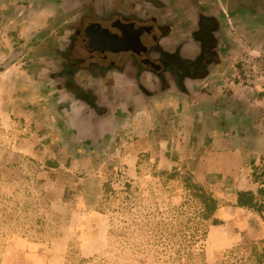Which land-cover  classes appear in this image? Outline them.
I'll return each mask as SVG.
<instances>
[{"label": "rangeland", "instance_id": "374dc122", "mask_svg": "<svg viewBox=\"0 0 264 264\" xmlns=\"http://www.w3.org/2000/svg\"><path fill=\"white\" fill-rule=\"evenodd\" d=\"M240 62L231 76L244 77ZM24 83L0 79V264H251L246 246L264 248V216L233 206L225 176L201 184L191 173L202 154L167 152L169 168L154 138L117 131L76 143L60 128L57 97ZM262 161L242 172L252 177ZM189 182L225 215L202 219Z\"/></svg>", "mask_w": 264, "mask_h": 264}, {"label": "flooded vegetation", "instance_id": "af4514ba", "mask_svg": "<svg viewBox=\"0 0 264 264\" xmlns=\"http://www.w3.org/2000/svg\"><path fill=\"white\" fill-rule=\"evenodd\" d=\"M238 1L246 8L242 14L264 7V0ZM18 3L30 8L28 0ZM50 4L44 15L32 8L0 11V71L16 67L22 80L37 81L46 97H57L60 128L76 143L111 140L120 124L164 95L191 98L202 89L218 98L209 79L256 91L239 71L228 73L237 70L240 55L228 53L224 28L232 30L228 18L236 10L227 6L195 0Z\"/></svg>", "mask_w": 264, "mask_h": 264}, {"label": "crops", "instance_id": "0c3cea01", "mask_svg": "<svg viewBox=\"0 0 264 264\" xmlns=\"http://www.w3.org/2000/svg\"><path fill=\"white\" fill-rule=\"evenodd\" d=\"M19 1L21 0H0V11L18 14L21 10L32 8L36 14L44 15L51 7V0H28L30 8L19 5ZM196 1L212 2L224 8L227 6L228 10H239L233 11L232 17L229 15L228 18L233 31L224 28L225 39L231 44L228 51L230 57L241 56L242 53H245L243 56L264 55L262 5L253 10L248 8L249 14H242L246 8H242L238 0ZM242 15L244 19L241 18ZM236 22H239V26L235 29L233 26ZM22 77V72L16 67L0 71V79L25 82L21 84L24 88L32 84L27 80L21 81ZM208 85L215 90L218 98L202 89L196 90L191 98L174 94L161 96L130 116L122 126V132L117 135L133 133L145 139L154 138L159 147V167L171 168L174 165L173 158L167 156V152L192 153L193 156L202 154L196 155L197 164L191 169L195 179L204 184L215 173L225 176L227 180L224 191L232 195L230 199L233 206L239 210L253 211L235 204L237 192H250L258 203L264 202L258 195V190L264 188V183L253 181L252 177L242 172L257 166L261 159L264 160V87L254 86L256 91L250 92L240 84L233 86L232 83L227 84L226 80L211 79L208 80ZM225 213L226 209L219 208L214 215Z\"/></svg>", "mask_w": 264, "mask_h": 264}, {"label": "trees", "instance_id": "16d2710c", "mask_svg": "<svg viewBox=\"0 0 264 264\" xmlns=\"http://www.w3.org/2000/svg\"><path fill=\"white\" fill-rule=\"evenodd\" d=\"M252 179L255 182L264 183V169L261 171H254L252 173ZM189 190L193 198H195L202 205V219L209 220L213 217L217 209H219L222 204L219 203L218 199L215 198L211 193L207 192L204 187L196 182H189ZM258 195L264 200V188L258 190ZM245 196L244 198H241ZM238 207H243L251 209L259 214L260 217L264 213V202L258 203L255 200V196L250 192H237V202L235 204ZM263 240L252 241L246 246L247 257L251 264H264V248L259 250V244Z\"/></svg>", "mask_w": 264, "mask_h": 264}, {"label": "built area", "instance_id": "2783aa9c", "mask_svg": "<svg viewBox=\"0 0 264 264\" xmlns=\"http://www.w3.org/2000/svg\"><path fill=\"white\" fill-rule=\"evenodd\" d=\"M240 72L251 84L264 87V68L251 55L241 59Z\"/></svg>", "mask_w": 264, "mask_h": 264}]
</instances>
